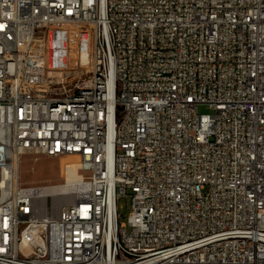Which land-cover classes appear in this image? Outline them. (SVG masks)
I'll return each instance as SVG.
<instances>
[{
  "label": "built area",
  "instance_id": "built-area-1",
  "mask_svg": "<svg viewBox=\"0 0 264 264\" xmlns=\"http://www.w3.org/2000/svg\"><path fill=\"white\" fill-rule=\"evenodd\" d=\"M25 156L77 187H23ZM0 264H264V0H0Z\"/></svg>",
  "mask_w": 264,
  "mask_h": 264
},
{
  "label": "rangeland",
  "instance_id": "rangeland-1",
  "mask_svg": "<svg viewBox=\"0 0 264 264\" xmlns=\"http://www.w3.org/2000/svg\"><path fill=\"white\" fill-rule=\"evenodd\" d=\"M82 30L69 27L53 29L47 37L50 49L46 56L47 66L49 70L60 73V78L68 85L89 76L91 39ZM198 113L213 114L205 106L199 107ZM72 163L78 164V160L66 158L60 161L42 157L34 161L33 158L25 156L20 163V184L23 187L60 186L63 184V167ZM118 210L120 223H126L130 212L129 201L119 200Z\"/></svg>",
  "mask_w": 264,
  "mask_h": 264
},
{
  "label": "bare ground",
  "instance_id": "bare-ground-1",
  "mask_svg": "<svg viewBox=\"0 0 264 264\" xmlns=\"http://www.w3.org/2000/svg\"><path fill=\"white\" fill-rule=\"evenodd\" d=\"M68 168L66 170V184L62 187H57L56 189H54L52 192H58L60 191L61 194L60 195H66L68 194L71 190L75 189L77 187L76 182L78 181L80 175L77 171L78 169V164L77 163H72V164H68ZM46 193H50V191H46ZM54 197V196H53ZM56 198H53V200H55ZM58 199V198H57ZM56 199V200H57ZM55 200V201H56ZM71 200V199H70ZM69 198L68 200L65 199L63 200L65 201H70Z\"/></svg>",
  "mask_w": 264,
  "mask_h": 264
}]
</instances>
